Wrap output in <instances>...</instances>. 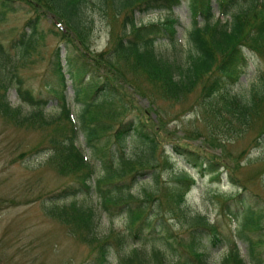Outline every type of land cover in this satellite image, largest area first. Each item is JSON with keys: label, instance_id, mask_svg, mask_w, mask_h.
<instances>
[{"label": "trees", "instance_id": "obj_1", "mask_svg": "<svg viewBox=\"0 0 264 264\" xmlns=\"http://www.w3.org/2000/svg\"><path fill=\"white\" fill-rule=\"evenodd\" d=\"M15 1L0 0L1 24L6 21ZM20 1L34 12L43 11L55 17L59 24L63 23L59 28L64 25V31L57 29L64 41L67 43L75 38L89 52H92L88 44L92 28L87 22V10L96 8L104 18L108 17L109 26L112 23L107 49L76 57L78 61L82 60L84 67L78 66L76 58L67 63L71 78L79 79L82 68L86 67L92 75L90 87L83 91L86 98L78 117L73 116L65 94L67 81L60 48L54 51L52 61L63 87L62 92L53 90L61 109L59 112L51 113L47 110L49 102L22 86L17 88V93L30 108L29 111L22 105L13 107L7 98L11 83L7 81L4 70L17 68L37 52L41 38L37 23L33 20L27 22L29 32L23 31L19 45L14 44L17 49L14 56L18 59L14 65L9 64L11 58L0 43L1 117L19 127L46 132L44 140L50 153L47 164L60 176L74 180L62 191L64 197L95 192L102 198L106 212L111 215L112 210H120L126 215L128 223L125 232L101 239L93 233L96 227L93 208L74 202L68 206L49 208L47 214L69 226L83 242L93 247L95 258L91 264H107L111 245L122 247L132 238L144 241V252L133 250L124 259L126 264H210L209 253L223 243L217 226L211 224L206 216H193L188 220L187 234L182 236L173 230L171 218L166 214L175 215L176 208L182 207L186 194L197 184L195 178L182 174L176 187H161L145 192L143 196L133 194L127 182L141 175L144 177L145 172L156 173L162 166L172 167L165 147L160 148L162 133H172L157 106V99L184 104L190 96L197 94L190 110L198 111L206 119L208 129L214 133H197V136H201L207 146L219 148L228 156L227 141L218 137L220 130L233 137L255 130L254 143L264 139V77L252 84L248 95L238 97L230 92L248 74L250 55L264 61V0H216L220 14L230 15L225 21L216 18L213 0ZM184 1L189 3L192 20L187 35L188 47L184 60L172 61L159 54L157 47L165 40L177 43L179 20L172 15V10ZM241 2H246L247 7L230 12ZM155 12L165 16L157 22H143L144 17ZM76 40L67 44L79 52ZM80 94L81 90H77L76 95ZM137 95L147 99L144 106ZM81 135L92 150L90 158L79 146ZM103 136H107L104 142ZM178 137L187 135L184 133ZM128 138H134L143 145L140 158L134 160L126 155ZM169 145L174 151L188 153L197 163L196 167L203 166L200 162V159H205L202 153ZM42 147L37 146L35 151ZM241 156L245 157L246 151ZM215 159L223 160L219 156ZM211 165L202 171L203 175L210 172L211 176H218V170ZM98 169L103 171L102 175H98ZM263 171L264 167L258 173ZM154 178L157 180L158 174ZM234 180L239 182L236 176ZM104 187L107 189L103 190ZM154 202H158L160 209L155 216L152 211ZM261 219L260 214L256 215L249 209L244 227L261 231ZM247 242L249 261L233 242L220 264H262L261 251H256V248L263 242L249 238ZM145 245L150 246L147 248Z\"/></svg>", "mask_w": 264, "mask_h": 264}, {"label": "rangeland", "instance_id": "obj_2", "mask_svg": "<svg viewBox=\"0 0 264 264\" xmlns=\"http://www.w3.org/2000/svg\"><path fill=\"white\" fill-rule=\"evenodd\" d=\"M247 5L246 2H241L230 12L244 9ZM11 8L12 10L7 13L6 21L0 23V43L11 58L9 64L14 65L18 61L14 56L17 52L14 44L19 45L18 40L23 31L29 32L26 27L27 22L33 20L35 24L37 23L41 38L37 52L21 62L17 68L8 67L4 70L7 81L11 83L7 93L9 102L13 107L22 105L26 111L30 110L18 96L17 88L22 86L49 102L47 110L51 113L61 110L53 90L62 92L63 87L52 63L54 51L60 48L62 66L65 68L64 72H67L65 92L70 109L78 117L86 98L83 91L90 87L92 75L86 67L82 68L79 79L71 78L67 63L89 51L86 47H81L75 38L67 43L76 40L80 51L77 52L75 47L68 45L57 30L64 31V25L59 28L63 23L59 24L60 21L55 17L43 11L34 12L20 0H16ZM214 9L215 14L220 16L216 3ZM173 14L180 22L178 42L174 44L165 40L157 47V51L169 60H184L188 47L187 33L191 25L188 3L185 2L176 8ZM220 17L222 20L228 19V17ZM159 18V14H153L143 20L147 23ZM87 22L92 28L88 43L90 50L100 53L110 45L112 23L109 26L108 17L104 18L94 7L87 10ZM77 59L78 66L84 67L82 60ZM8 69H11V72ZM260 77H264V61L250 55L248 74L242 77L241 83L231 88V94L238 97L248 95L249 88L259 81ZM141 82L146 86L145 82L142 80ZM77 90H81L79 96L76 95ZM89 93H91L90 90ZM196 95L190 96L184 104L157 99V106L161 109L168 130L172 133L170 135L162 133L160 148L165 147L172 167L169 169L167 166H162L156 173L145 172L144 177L141 175L135 180L129 179L128 189H131L136 196H143L145 192L162 189L161 187H176L177 180L182 174L195 178L197 184L186 194L182 207L176 208V214H178L172 215L166 211L167 216L171 218L173 230L184 236L188 231L190 217L206 216L211 224L217 226L223 239V243L209 253L210 264H220L228 253V246L233 242L237 243L243 256L249 261L247 238L263 242L262 245L257 246L256 251H261L260 258L264 264V171L258 173V170L264 167V139L260 143H254L255 130L239 136L234 135V137L228 135L225 130H220L218 137L227 141L230 156L224 154L219 148L207 146L197 133L207 135L214 133L208 129L206 119L198 111L190 110L193 108ZM137 97L140 104L144 106L147 99L138 95ZM132 113L134 112L129 114ZM184 133L187 137H178ZM45 135L46 132L19 127L0 115V264H91L95 258L93 247L83 242L69 226L49 216L47 209L68 206L74 202L93 208L96 220L93 233L101 239L125 232L127 217L117 209L112 210L111 215L106 212L102 198L95 192L77 197H64L61 194L62 191L72 185L74 180L71 177L60 176L47 164L50 153L47 141L44 140ZM106 137H102L103 142ZM169 144L180 146L193 153H202L205 159H200V162L203 166L196 167L197 163L188 156V153L174 151ZM39 145L43 147L35 151ZM79 146L89 158L92 156V150L83 135L80 136ZM161 149L160 160H162ZM125 150L126 155L135 160L140 158L143 145L134 138H128ZM243 151H246L245 157L241 156ZM216 156L221 157L222 162L216 160ZM210 163L218 170V176L213 177L210 172L203 175L202 171L210 168ZM97 173L102 175L103 171L98 169ZM155 174H158L157 180L154 178ZM234 176L239 179V182L234 180ZM106 189L103 188V190ZM152 209L154 216L156 212H160L158 202L152 204ZM249 209L256 215L262 216L259 227L261 231L244 227L249 216ZM149 246L145 245L147 248ZM159 247L162 248L163 244L160 243ZM133 250L143 253L144 241L132 238L122 247L111 245L107 264H126L124 259Z\"/></svg>", "mask_w": 264, "mask_h": 264}]
</instances>
